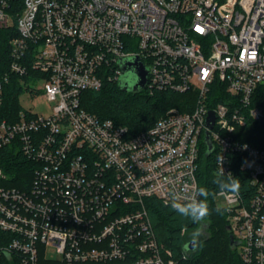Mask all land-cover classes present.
I'll return each instance as SVG.
<instances>
[{"label": "built area", "instance_id": "built-area-1", "mask_svg": "<svg viewBox=\"0 0 264 264\" xmlns=\"http://www.w3.org/2000/svg\"><path fill=\"white\" fill-rule=\"evenodd\" d=\"M13 25L11 70L36 72L53 108L0 123V150L37 162L24 189L0 167V264H180L147 199L195 193L207 131L217 174L248 177L224 208L243 263L264 264V146L238 132L264 121V0H0V27ZM129 56L149 68L144 90L193 91L191 109L132 133L83 108Z\"/></svg>", "mask_w": 264, "mask_h": 264}, {"label": "trees", "instance_id": "trees-1", "mask_svg": "<svg viewBox=\"0 0 264 264\" xmlns=\"http://www.w3.org/2000/svg\"><path fill=\"white\" fill-rule=\"evenodd\" d=\"M18 35L16 25L0 27V84L2 97L0 101V123L3 120L16 122L24 110L20 95L31 91L30 81L37 75L30 70L27 74H19L11 70V40ZM196 100L193 91L178 93L160 91L154 95L146 90L128 92L119 81L106 80L99 90H86L82 95V107L103 119H112L119 125L128 126L132 133H138L152 126L169 108L178 107L187 112ZM30 113L29 110H25ZM239 138L258 146H264V128L257 121L238 130ZM208 143L202 141L199 159L198 179L200 187L209 190L208 203L211 215L200 224L193 223L178 215L160 199L151 197L147 205L158 238L179 258L180 264H244L236 248L231 246V231L225 208L220 213L215 202L218 188L213 183L216 172L215 154H208ZM37 162L28 159L23 152L7 146L0 150V167L8 175L2 183L7 186L28 188L33 178ZM233 177L238 178L241 191L246 192L250 186L246 173L235 168ZM198 233V235H197ZM10 234L0 230V244L10 240ZM192 240L195 247L187 245ZM6 264H18L7 262Z\"/></svg>", "mask_w": 264, "mask_h": 264}, {"label": "clouds", "instance_id": "clouds-1", "mask_svg": "<svg viewBox=\"0 0 264 264\" xmlns=\"http://www.w3.org/2000/svg\"><path fill=\"white\" fill-rule=\"evenodd\" d=\"M213 183L217 186L222 195L232 194L238 195L240 191V181L233 175H225L221 172L217 175ZM209 190L206 187H198L191 197H181L178 194L172 193L171 199L168 202L171 209L178 213L179 216L200 224L211 215V210L208 203ZM222 209L217 208L216 212L220 213ZM198 235V233H197Z\"/></svg>", "mask_w": 264, "mask_h": 264}, {"label": "water", "instance_id": "water-1", "mask_svg": "<svg viewBox=\"0 0 264 264\" xmlns=\"http://www.w3.org/2000/svg\"><path fill=\"white\" fill-rule=\"evenodd\" d=\"M119 65L121 67L122 73L119 79L120 86L128 92H141L148 84L149 79V68L142 62L138 56L122 57L119 60ZM214 114L210 113L208 118V126L212 128L214 125ZM260 126L264 128V121H260ZM208 143V154L213 151V144L209 138V131H207ZM228 230L231 231V227L228 226ZM231 237V246L236 248L238 242L234 239L233 235ZM189 249L195 247V241L192 240L187 245Z\"/></svg>", "mask_w": 264, "mask_h": 264}, {"label": "rangeland", "instance_id": "rangeland-1", "mask_svg": "<svg viewBox=\"0 0 264 264\" xmlns=\"http://www.w3.org/2000/svg\"><path fill=\"white\" fill-rule=\"evenodd\" d=\"M43 82H32L31 91L25 90L20 95V102L24 110H29L31 113H36L44 116H48L52 113L53 103L48 101L43 96ZM216 206L220 209L227 206L226 198L217 194L215 196ZM49 252L54 253L53 248L49 247Z\"/></svg>", "mask_w": 264, "mask_h": 264}]
</instances>
